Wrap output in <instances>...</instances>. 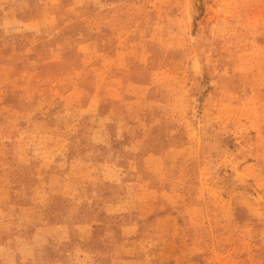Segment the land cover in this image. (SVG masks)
<instances>
[{"label": "rangeland", "instance_id": "1", "mask_svg": "<svg viewBox=\"0 0 264 264\" xmlns=\"http://www.w3.org/2000/svg\"><path fill=\"white\" fill-rule=\"evenodd\" d=\"M0 264H264V0H0Z\"/></svg>", "mask_w": 264, "mask_h": 264}]
</instances>
